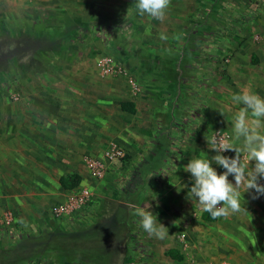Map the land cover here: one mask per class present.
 Listing matches in <instances>:
<instances>
[{"label":"rangeland","instance_id":"1","mask_svg":"<svg viewBox=\"0 0 264 264\" xmlns=\"http://www.w3.org/2000/svg\"><path fill=\"white\" fill-rule=\"evenodd\" d=\"M241 1L201 0L197 13L185 22L174 11L176 25H164L179 33L167 37L173 42L170 50L164 51L155 39L160 36L151 35L152 24L160 21L139 15L134 0H31L20 10L31 18L15 23L16 34L8 15L18 6L11 0H0V14L6 18L0 21L1 106L6 107L14 96L8 81L9 63H41L51 52L68 63H95L104 54L133 63L136 48L149 58L154 43V54L162 61L181 63L177 86H161L160 106L168 107L169 114L161 117L158 134L153 132L149 140L147 149L156 141L155 157L149 165H139L136 157L125 153L119 161L108 163L109 171L112 168L114 172L102 179L90 176L93 190L88 202L70 215L51 218L63 228L54 227L48 235L64 242L55 245L50 264H264V196L253 199V190L246 191L241 185L245 210L203 221V210L188 193L190 174L185 168L192 158L205 152L209 157L215 155L205 140L213 131L231 133L230 63H259L253 46L262 39L259 33L264 30V11L243 26L237 37L230 39L226 32L230 7ZM174 6L171 3L169 8ZM24 31L31 35H24ZM216 70L223 82L218 91L207 76ZM150 206L169 230L162 240L146 233L136 215L138 208ZM15 230L22 229L15 227L5 233ZM39 230L29 233L46 235ZM167 250H174L181 260L169 258ZM47 255V250L38 248L30 262L46 264Z\"/></svg>","mask_w":264,"mask_h":264},{"label":"crops","instance_id":"2","mask_svg":"<svg viewBox=\"0 0 264 264\" xmlns=\"http://www.w3.org/2000/svg\"><path fill=\"white\" fill-rule=\"evenodd\" d=\"M11 1L20 8L13 6L8 15L16 34L15 23L29 17L22 15L21 5L25 7L32 2ZM171 3L175 6L166 11L162 21L158 20L160 24H152L151 35L163 33L174 37L179 31H170L164 22L176 25L174 11L182 15L181 22L189 20L197 13L201 0H170ZM2 15L0 21H5ZM259 34L260 43L253 46L259 63L229 65L232 94L243 89L264 96V30ZM24 35L31 33L24 31ZM170 38L155 39L159 47L163 46L162 50L168 51L173 42ZM157 45L152 44L153 55L149 58L136 48L133 63H122L104 54L112 57L137 83L135 94L126 78L101 74L97 59L95 63H68L59 59L60 54L51 52V57L41 63H23L22 66L9 63L8 81L16 98H11L6 107L0 105V216L11 213L10 231L15 227L22 230L0 231V264H32L30 259L38 248L48 251L45 262L50 264L55 245L64 242L61 237L54 240L48 235L54 232V227L63 228L62 223L51 219L54 218L51 210L67 193L85 188L92 195L87 161L100 159L108 145H117L132 158L136 157L139 165L150 164L155 157L152 153L156 141L154 139L147 149L149 140L153 132H159L161 117L164 119L169 114L168 107L160 106V93L164 89L161 86L176 87L181 76L178 71L181 63L162 61L161 56L154 54ZM258 59L255 57V61ZM207 74L215 91L220 90L223 82L217 70ZM121 103L133 105L134 112L122 110ZM238 107L231 103L232 116ZM106 167V175L114 172L112 168L109 171L108 164ZM71 174L80 176V183L76 188L65 190L59 180ZM23 228L29 231L39 228V233L45 231L46 235L32 234Z\"/></svg>","mask_w":264,"mask_h":264},{"label":"clouds","instance_id":"3","mask_svg":"<svg viewBox=\"0 0 264 264\" xmlns=\"http://www.w3.org/2000/svg\"><path fill=\"white\" fill-rule=\"evenodd\" d=\"M134 4L139 15L162 21L170 0H134ZM160 39L166 40L167 36L161 33ZM230 100L239 106L232 116L230 135L213 131L205 140L215 155L209 157L205 152L203 156L192 158L185 166L190 174L188 193L214 219L245 210V201L239 191L241 185L246 191L253 190L250 192L253 199L264 196V96L242 89L233 93ZM227 152L234 155H226ZM250 162H254L251 167ZM82 184H87V181H82ZM136 215L150 236L162 240L169 235L168 228L151 206L138 208Z\"/></svg>","mask_w":264,"mask_h":264},{"label":"built area","instance_id":"4","mask_svg":"<svg viewBox=\"0 0 264 264\" xmlns=\"http://www.w3.org/2000/svg\"><path fill=\"white\" fill-rule=\"evenodd\" d=\"M98 70L103 75L121 76L127 79L129 88L133 94L138 91L137 83L130 77H128L123 67L114 62L113 58L104 55L97 60ZM15 99L16 96H13ZM125 152L117 145H108L101 154L100 159H90L87 161L89 171L94 179H102L106 174V165L108 163H114L124 158ZM67 199L55 205L52 208V214L54 217L60 218L70 215L71 213L82 208L89 200L91 193L88 189H79L76 193H69ZM13 226V215L11 213H5L0 216V231H6Z\"/></svg>","mask_w":264,"mask_h":264},{"label":"trees","instance_id":"5","mask_svg":"<svg viewBox=\"0 0 264 264\" xmlns=\"http://www.w3.org/2000/svg\"><path fill=\"white\" fill-rule=\"evenodd\" d=\"M231 14L228 15V22L230 27L226 29V32L230 34V39L232 37H237L238 34L243 31V26L250 24L255 17L260 15V11H264V0H244L241 2L234 3L230 7ZM225 37V36H224ZM223 37V38H224ZM121 109L133 113V105L127 103H121ZM80 176L76 174L67 175L61 177L59 182L63 189L69 190L76 188L80 183ZM203 221H215L216 218H212L207 212H202L200 215ZM165 254L174 260L180 261L181 256L175 253L174 250H167Z\"/></svg>","mask_w":264,"mask_h":264}]
</instances>
